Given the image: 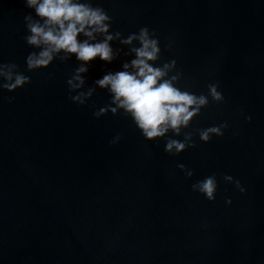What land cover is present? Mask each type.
<instances>
[{"label":"water","instance_id":"1","mask_svg":"<svg viewBox=\"0 0 264 264\" xmlns=\"http://www.w3.org/2000/svg\"><path fill=\"white\" fill-rule=\"evenodd\" d=\"M93 3L113 17L110 30H154L157 63L175 58L181 87L199 94L218 83L223 102L209 98L182 131L228 127L208 142L193 136L194 147L172 156L129 117L93 116L109 94L97 88L83 105L69 99L74 58L27 71L31 10L0 0V62L30 76L24 87L0 89V264H264V0ZM124 59L93 61L82 90ZM212 172L218 190L208 201L190 185Z\"/></svg>","mask_w":264,"mask_h":264},{"label":"clouds","instance_id":"2","mask_svg":"<svg viewBox=\"0 0 264 264\" xmlns=\"http://www.w3.org/2000/svg\"><path fill=\"white\" fill-rule=\"evenodd\" d=\"M23 3L31 10L23 17L26 30L23 38L34 49L25 57L26 70L46 68L54 59L63 62L74 58L76 66L66 79L69 99L83 105L97 88L109 94V102L95 109L93 116L119 112L129 117L145 140L163 138V150L172 156L194 147L195 135L200 141L208 142L212 136L224 134L228 127L226 121L182 131L189 128L193 118L207 106L209 98L223 102L224 96L218 90L217 82L208 83L207 92L199 94L181 87V71L173 72L175 58L157 63L161 54L160 41L148 26H141L126 36L119 30H110L113 17L93 0H23ZM113 41L126 45L127 49L113 47ZM121 54L128 59L122 60L117 70L105 71L91 86L82 90L85 74L93 61L111 64ZM51 75L49 73V78ZM28 83L30 76L19 71L16 63L0 62V89L11 92ZM5 99L11 102L14 97ZM169 132L172 135H168ZM178 136L182 139L175 138ZM119 139L121 135L117 133L109 144ZM176 167L186 178L193 175V170L183 163H177ZM222 180L233 184L241 193L246 191L240 180L230 174H223ZM190 187L204 199L214 201L218 190L217 175L212 172L197 179ZM231 203V197L225 196L224 204Z\"/></svg>","mask_w":264,"mask_h":264}]
</instances>
